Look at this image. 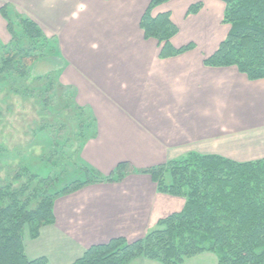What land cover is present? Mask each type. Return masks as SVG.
Here are the masks:
<instances>
[{"label": "crops", "instance_id": "0c3cea01", "mask_svg": "<svg viewBox=\"0 0 264 264\" xmlns=\"http://www.w3.org/2000/svg\"><path fill=\"white\" fill-rule=\"evenodd\" d=\"M149 3L0 0V7L9 4L57 40L61 82L76 91L77 103L87 108L96 128L82 159L104 175L122 162L143 170L189 153L236 162L263 159L264 79L250 81L236 67L203 63L228 34L224 3L170 0L154 9L153 17L170 13L178 28L174 48L194 45L167 59H160L157 42L145 40L139 26ZM196 3H202L200 11L187 15ZM4 24L0 16V36L6 34ZM184 204L182 198L158 193L146 175L85 187L55 201V223L36 239L45 238L49 247L36 258L72 264L90 246L120 237L138 240ZM129 264L159 263L138 258Z\"/></svg>", "mask_w": 264, "mask_h": 264}, {"label": "trees", "instance_id": "16d2710c", "mask_svg": "<svg viewBox=\"0 0 264 264\" xmlns=\"http://www.w3.org/2000/svg\"><path fill=\"white\" fill-rule=\"evenodd\" d=\"M168 1L150 0L139 24L144 39L157 42L160 59L194 49L192 43L180 48L172 46L171 39L178 34V28L172 23L170 13L152 16L154 9ZM219 1L225 5L222 23L229 26V31L218 49L204 59V65L236 67L250 81L264 79V0ZM202 6V3L191 5L187 15L197 14ZM0 15L11 38L9 47L3 49L9 52L3 70L12 67L17 59L11 55L13 48L20 55L22 68L28 67V61H32L30 54L38 46L47 47L49 58H55L56 44L34 21L7 9V5L0 8ZM59 88L69 91L61 85ZM75 107L80 116L84 115L80 121L84 127L93 128L88 110ZM85 143L84 137L78 152ZM79 163L72 180L55 191L46 189L53 179L52 182L49 177L39 179L27 172L28 183L37 180L39 188L0 193V264H50L46 257L28 258L23 240L25 230L29 239L36 240L43 227L54 223L57 197L89 185L118 183L132 170L130 164L121 163L114 175L106 177ZM137 173L149 176L158 193L182 198L183 209L159 220L157 227L141 239L128 242L120 237L90 246L72 264H129L138 258L159 264H182L202 254L214 255L217 264H264V158L236 162L218 155L189 153ZM31 200H36L33 208H29Z\"/></svg>", "mask_w": 264, "mask_h": 264}, {"label": "rangeland", "instance_id": "374dc122", "mask_svg": "<svg viewBox=\"0 0 264 264\" xmlns=\"http://www.w3.org/2000/svg\"><path fill=\"white\" fill-rule=\"evenodd\" d=\"M4 5H7V9L9 7L15 10L9 4L2 6ZM2 20L6 25V34L0 36V70H3V61L9 53L8 49L6 53L3 49L9 47L11 40L7 23L3 18ZM51 41L56 44L53 54L55 58H49L47 47L38 46L35 52L30 54L32 61H28V67L22 68L20 55L13 48L10 51H12L11 55H16V61L12 67L3 70L5 72H0V193L2 194L24 188H39L37 180H30L31 182L28 183L30 177L27 172L30 176H37L39 179L49 177L51 182L53 179L46 189L55 191V188L58 189L72 180L73 171L76 172L79 168L80 161L98 171L82 159L83 148L88 141L96 137V128H85L80 122L84 115L80 116L79 109L75 106L85 110L87 108L77 103L76 91L61 82L64 71L63 58L57 40ZM24 49L28 48L24 46ZM60 85L68 88V93L60 89ZM78 124L83 126L79 127ZM84 137L86 143L81 152H78ZM115 170L108 175L98 172L108 177L114 175ZM137 171L132 167V170L126 172L125 177L118 183L133 174L143 175ZM76 192L59 196L55 201ZM35 203L36 200H31L29 208H33ZM52 225L43 227L40 235L44 228ZM156 227L157 224L154 229ZM23 240L29 259L36 258L49 247L45 238L41 241L29 239L26 230ZM185 264H217V260L212 254H204L187 260Z\"/></svg>", "mask_w": 264, "mask_h": 264}]
</instances>
